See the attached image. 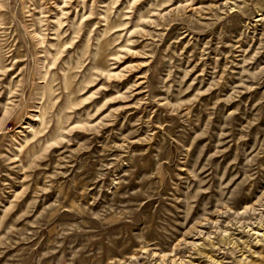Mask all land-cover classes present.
Segmentation results:
<instances>
[{"label":"rangeland","instance_id":"obj_1","mask_svg":"<svg viewBox=\"0 0 264 264\" xmlns=\"http://www.w3.org/2000/svg\"><path fill=\"white\" fill-rule=\"evenodd\" d=\"M0 264H264V0H0Z\"/></svg>","mask_w":264,"mask_h":264}]
</instances>
